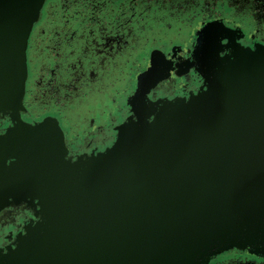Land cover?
<instances>
[{"label":"water","instance_id":"obj_1","mask_svg":"<svg viewBox=\"0 0 264 264\" xmlns=\"http://www.w3.org/2000/svg\"><path fill=\"white\" fill-rule=\"evenodd\" d=\"M43 2L0 0V116L13 122L0 134V208L25 202L38 219L0 248V264H200L254 245L264 232V44L208 23L197 93L151 100L142 80L115 141L73 159L55 118H20Z\"/></svg>","mask_w":264,"mask_h":264},{"label":"flooded vegetation","instance_id":"obj_2","mask_svg":"<svg viewBox=\"0 0 264 264\" xmlns=\"http://www.w3.org/2000/svg\"><path fill=\"white\" fill-rule=\"evenodd\" d=\"M211 22L243 46L264 44V10L248 0H44L27 39L20 118H55L73 159L103 151L131 114L127 100L142 80L151 100L197 93V59L212 36L202 30ZM12 126L0 116V134ZM34 212L25 202L0 208L3 252L38 220ZM200 264H264V232L254 245L217 250Z\"/></svg>","mask_w":264,"mask_h":264},{"label":"rangeland","instance_id":"obj_3","mask_svg":"<svg viewBox=\"0 0 264 264\" xmlns=\"http://www.w3.org/2000/svg\"><path fill=\"white\" fill-rule=\"evenodd\" d=\"M251 5L258 6L264 10V0H248Z\"/></svg>","mask_w":264,"mask_h":264}]
</instances>
